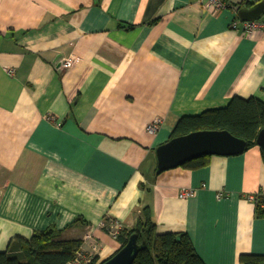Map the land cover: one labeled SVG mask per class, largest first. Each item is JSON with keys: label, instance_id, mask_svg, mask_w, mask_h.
<instances>
[{"label": "crops", "instance_id": "1", "mask_svg": "<svg viewBox=\"0 0 264 264\" xmlns=\"http://www.w3.org/2000/svg\"><path fill=\"white\" fill-rule=\"evenodd\" d=\"M233 19L200 0H0V252L54 227L100 264L121 246L104 226L133 229L149 206L157 233H186L205 264L264 255L258 145L156 172L182 116L264 102V31Z\"/></svg>", "mask_w": 264, "mask_h": 264}, {"label": "trees", "instance_id": "2", "mask_svg": "<svg viewBox=\"0 0 264 264\" xmlns=\"http://www.w3.org/2000/svg\"><path fill=\"white\" fill-rule=\"evenodd\" d=\"M263 128L264 102L256 97L234 96L225 107L209 109L198 115L182 116L169 139L198 130H227L244 139L248 143L246 149H249L256 145L255 138ZM208 157L193 159L182 167H202ZM255 204L256 215L264 216V196H257ZM104 228L109 231L107 226ZM134 233L137 234L138 243H143V248L133 264H205L186 233H157L149 206L142 209L133 229L118 232L116 238L121 244L119 249ZM81 246L82 240H65L60 230L49 227L34 232L29 240L19 236L12 239L7 249L0 252V264H68ZM239 263L264 264V255L242 254Z\"/></svg>", "mask_w": 264, "mask_h": 264}, {"label": "water", "instance_id": "3", "mask_svg": "<svg viewBox=\"0 0 264 264\" xmlns=\"http://www.w3.org/2000/svg\"><path fill=\"white\" fill-rule=\"evenodd\" d=\"M263 14L264 1L250 7H242L238 12L243 21L260 17L264 19ZM255 143L261 148L264 158V128L258 132ZM247 146L248 143L244 139L232 135L227 130L194 131L169 139L156 147V172L177 168L201 156L240 154ZM142 248L143 243H138L137 234L134 233L121 249L100 264H133Z\"/></svg>", "mask_w": 264, "mask_h": 264}, {"label": "built area", "instance_id": "4", "mask_svg": "<svg viewBox=\"0 0 264 264\" xmlns=\"http://www.w3.org/2000/svg\"><path fill=\"white\" fill-rule=\"evenodd\" d=\"M264 0H200L203 7L219 11L225 7H230L234 11V19L232 20L230 27L234 30L239 31L243 35L250 36L255 32L264 31V19L261 17L255 20L243 21L239 18L238 12L242 7H250L257 3L263 2ZM264 16V14L262 15ZM76 62V57L72 54L67 57H63L59 60L57 68L60 70H65L71 68ZM162 123L161 118H155L147 125V130L155 134ZM196 194V190L193 188L183 187L179 192L180 198H189ZM254 201L256 198H253ZM109 228L111 234L116 237L118 230L115 228ZM89 237V236H88ZM96 255L94 252L84 253L78 251L75 257L68 262V264H96Z\"/></svg>", "mask_w": 264, "mask_h": 264}]
</instances>
